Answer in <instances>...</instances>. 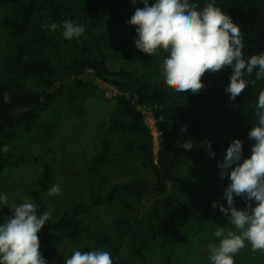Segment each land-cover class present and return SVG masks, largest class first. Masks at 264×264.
Instances as JSON below:
<instances>
[{
	"label": "trees",
	"instance_id": "obj_1",
	"mask_svg": "<svg viewBox=\"0 0 264 264\" xmlns=\"http://www.w3.org/2000/svg\"><path fill=\"white\" fill-rule=\"evenodd\" d=\"M155 0H149L154 3ZM201 10L208 3H215L236 23L243 37L245 60L264 52V0H190ZM137 7L132 0H0V22L11 31L12 38L0 51V184L3 173L27 161L14 156H5L3 149L17 133H32L40 119L41 112L55 103L63 94L64 86H55L71 78H79L86 71L112 83L120 92L116 107L111 113L110 125L102 144V151L89 164L90 203H79L66 211L54 222L51 219L38 234L41 250L54 235L78 239L83 224L94 211L104 205L119 203L122 214L113 224V229L124 238L133 227L128 214L135 211L132 197L141 198L146 193H156L162 199L155 205L152 222L155 227L165 224L174 230L171 238L162 237L165 245H171L177 237L191 236L204 239L207 248V264H210L209 244L218 245L214 233L217 227L237 231L228 224V219L213 208L214 202L227 207L224 199L226 187L231 183L221 179L218 162H223L226 149L233 140L243 141L245 158L251 155L248 133L256 126V104L264 91V78L256 79L255 69L248 81V87L235 100L225 91L230 83L232 69L226 67L218 73H207L202 78L205 87L197 94L175 93L164 83L163 59L167 53L160 51L156 56L140 52L135 46L138 39L135 27L128 22ZM71 20L85 27V33L72 40L63 37L62 24ZM56 23L55 32L45 24ZM108 26L104 42L115 52L123 54L128 62L136 65L135 72L125 69L111 71L107 57L94 37L93 29ZM79 87L95 91L90 82L78 81ZM5 94L9 100L5 102ZM147 112H151L158 132V151L155 153L153 132L147 125ZM186 126V131L182 128ZM120 133V147L129 156H139L141 166L151 170L153 185L144 181L117 184L102 194L105 183L103 169L110 161L111 141L109 136ZM200 139L211 143L215 153L209 158V151L203 147L202 168L190 179L182 180L184 191L175 202L165 195L169 183L180 182L176 176L172 149L176 140ZM242 163V161H241ZM54 175L48 163H43L39 180L40 190L32 193L38 206L39 216L48 212L43 192L52 184ZM238 210L246 207L240 197H235ZM158 239V233L151 241ZM98 242L108 245L110 241L102 234ZM245 248L235 256V264H264V252H253L245 242Z\"/></svg>",
	"mask_w": 264,
	"mask_h": 264
},
{
	"label": "rangeland",
	"instance_id": "obj_2",
	"mask_svg": "<svg viewBox=\"0 0 264 264\" xmlns=\"http://www.w3.org/2000/svg\"><path fill=\"white\" fill-rule=\"evenodd\" d=\"M107 30L109 27L103 26L93 29L92 32L107 57L108 69L135 72L134 63L128 62L123 54L115 52L104 42ZM11 38V31L0 22V51L7 48ZM78 81L90 82L97 89L90 91L79 87ZM107 85L113 84L104 81L93 71H86L79 78L64 80L55 86V90L64 86L63 94L53 105L41 112L34 131L17 133L10 141L4 155L25 158L27 161L3 173L0 195L7 194L9 203L19 204L25 196L35 203L32 193L40 190L39 180L43 163L46 162L52 169L54 179L43 192V200L48 206L52 221H58L66 211L79 203H90L89 164L102 151L111 113L116 107V98L120 95L116 87V90L107 94ZM146 122L153 132L157 153L158 132L151 112H147ZM109 139L112 146L110 161L102 171L106 178L102 194L107 193L114 185L133 181L141 180L153 185L155 177L151 170H145L141 166L139 156H129L121 149L120 133L111 134ZM178 140L183 144L190 139L180 136L172 149L176 176L180 182H170L165 196L175 202L179 201L184 191L182 180L185 182L202 168L201 158L204 153L202 140L192 139L195 147L190 151L178 146ZM55 184L60 185V194L49 196L48 190ZM161 199L158 194L151 192L141 198L130 199L135 205V211L128 214L133 227L124 238H120L113 229V224L122 214L120 204L113 203L94 211L91 218L83 224L78 239L71 240L54 235L39 251L46 264H65V260L75 251L90 250L108 251L113 264H207V248L204 247V239L201 240L200 237H177L171 245L163 243L162 237H173L174 230L165 224L155 227L152 222L153 210ZM10 215V210L0 203V217ZM37 216L39 217L38 211ZM155 232L158 233V239L151 241ZM100 234L107 237L110 244H100Z\"/></svg>",
	"mask_w": 264,
	"mask_h": 264
},
{
	"label": "clouds",
	"instance_id": "obj_3",
	"mask_svg": "<svg viewBox=\"0 0 264 264\" xmlns=\"http://www.w3.org/2000/svg\"><path fill=\"white\" fill-rule=\"evenodd\" d=\"M132 3L143 5L136 8L128 22L136 30L135 46L149 56L160 51L167 53L162 74L165 85L175 93L197 94L205 87L202 83L205 74L230 67L232 75L225 91L235 101L249 83L255 84L254 80H246V76L258 69L256 79L264 78V52L245 60L239 26L214 2L201 10L190 0H155L151 4L149 0H132ZM45 28L55 32L58 25L45 24ZM62 28L66 40L85 33L83 25L71 20H65ZM4 98L8 102L7 94ZM255 116L258 123L248 133V139L254 142L251 155L244 157L243 141L236 139L226 149L223 162H218L221 179L227 177L231 183L224 192L227 207L219 202L212 207H218L237 231L217 227L214 235L221 239L218 245L208 246L211 264H235L234 256L245 248V242L250 243L253 252H264V91L259 93ZM181 131H186V126ZM177 145L186 151L195 147L192 140L183 144L178 140ZM201 147L209 151V158L215 156L209 141H203ZM60 191V185L55 184L47 194L59 195ZM234 196L244 201V209H237ZM0 203L11 212L8 217H0V264H46L39 251L38 233L51 213L46 211L38 217V206L27 196L17 204L9 203L7 194H3ZM65 264H113V259L104 250L75 251Z\"/></svg>",
	"mask_w": 264,
	"mask_h": 264
},
{
	"label": "built area",
	"instance_id": "obj_4",
	"mask_svg": "<svg viewBox=\"0 0 264 264\" xmlns=\"http://www.w3.org/2000/svg\"><path fill=\"white\" fill-rule=\"evenodd\" d=\"M89 71H91V70H89ZM91 72H92V71H91ZM106 88H107V94H109L110 91H114V90H116V89H115V86H113V85H107Z\"/></svg>",
	"mask_w": 264,
	"mask_h": 264
}]
</instances>
